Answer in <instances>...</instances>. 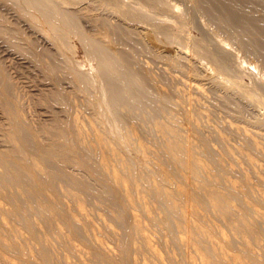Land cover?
I'll return each mask as SVG.
<instances>
[{"label":"bare ground","instance_id":"obj_1","mask_svg":"<svg viewBox=\"0 0 264 264\" xmlns=\"http://www.w3.org/2000/svg\"><path fill=\"white\" fill-rule=\"evenodd\" d=\"M7 1L10 3L11 0ZM20 1L26 4V6L23 7V13L27 12L30 8L32 10L35 9L36 13L38 11L39 15L37 13V17H40V20L46 24L47 31H49L54 43H57L59 48H64L62 50L67 48V52L68 50L71 51V42L69 43L68 41L71 37L69 36L74 35L75 37L76 35L84 44L85 50L87 49L89 52V58L91 57L96 60V69L93 67V69H95V74L90 76L86 74V72H82L80 68H78L72 61H68L62 65L61 63H63V61L60 63V59L56 53L55 54L57 57L53 58L52 62L46 63L43 57L44 52L42 53L39 51L40 49H37L35 45L36 43L34 44L32 42L33 44H31L29 42L30 45L28 44L31 51L29 54L32 53V56L35 58L34 61H37L39 63L38 65H41L46 73H48L46 76H54L56 70L59 67H62L63 69L61 70L66 71V75L74 83L75 86H73L76 87L78 93L82 95H88L83 96H85L86 101H88V104H90V109L92 108L93 112L92 115L87 119V123L85 122L86 124L83 123L85 120H80V117H82L81 115L79 117L76 114L70 113L71 115H69V117L65 120L56 118L54 119L55 122L52 126H41L42 130L40 132L38 130L35 131L36 129L34 130L31 122L28 121L29 118H26V112L23 110L24 107H22L21 102L17 98L18 95L15 91L16 88L14 89L13 86L17 80L14 81V84L12 83L8 75L10 71L7 73L3 63L1 62L2 59L0 58V105L3 108V114L5 113L7 116L6 122L8 121V125L6 124L5 126L6 130H3L5 132L0 130L3 132V134L0 135L5 137L7 140L6 141L3 138L6 144H4L3 139V142H0V264H90L91 260L95 261V264H264V189L257 187L260 184L259 182L264 184V165L262 164L263 162L260 163L256 157L253 156L257 152L254 154L252 153V155L250 150L248 152L243 150V148L241 149V147L231 149L232 147H229L227 144L224 145L223 141L226 143L225 136L220 134L222 141L220 139L219 140L221 143H223V147H225L223 152L220 151L217 153L215 150L216 148L212 147L214 145L211 146L208 137H206V135H201L202 133H198V126L201 124L198 125L196 123L197 121H193V123L191 120L193 129L191 128L190 132L193 130L194 134L190 135L187 133L188 131L184 128V126H182L183 124L181 125L178 123V119L175 116H172L171 119H165L167 114L164 116L165 120L159 119L153 121L155 126H152L157 128V132H159L157 137L160 136L156 142L154 141L155 139H152L153 142L156 143L154 144L152 142L154 145H156L155 148H151V145L148 146V144L142 140L144 139V136H142L143 138H140V134L137 132L138 128L135 125L127 128V130V125L125 126L124 124L126 119H130V112L127 113L129 110L135 106H147L150 104L153 105V96L154 98L157 97L158 99L162 100L165 106L172 102V98H170L172 96H169L170 94L168 91H165L167 88L164 90L156 85L158 82H156V78L154 76L156 72H151L148 68V64L147 66L139 64L138 68L135 69L134 65L138 62L137 61L135 63V59L137 60V58H135L137 54V47L139 48L137 45L140 44H137L138 42L136 43V40H138L139 37L142 38L144 33H141L142 30L138 31V29H134L135 25L132 27L131 24H129L131 21L129 22L126 20V18H130L131 20L144 18L150 21V26L152 27L153 25L154 31L165 30V22L168 21L162 19V22L159 20L160 18L158 19L156 16L157 14L155 15L154 12H145V6L141 7V5L139 6L137 4H132V0L131 4H124L128 3L124 2V0V3L121 0H109L113 6L112 7L110 5L113 8L112 10L110 7L112 12L114 11L113 14L117 13L116 16L118 15L119 18L123 19V21L120 23H114L110 21L107 18L108 16H104L105 14L103 15V13L96 12L98 11L96 8V11H93L94 7H96V5L94 6L96 1L94 4L92 2L94 0H87V4L85 2L86 5L82 7H79L81 0H19V2ZM100 1L103 0H99V2ZM109 1L107 2L108 4L110 3ZM147 1L151 2L152 5L154 4L156 7L162 9H164L163 7L168 6L172 11L173 9L176 10L175 7H178L169 2L172 0H168V2L167 0ZM190 1L194 4V7L198 9V12L201 10L202 15L203 13L207 15L208 20H210L209 25L210 22H214L216 24L215 26L213 25L216 27V32L215 28H213V31L217 33V35L220 36V33L224 32H227L226 35H233L234 38L238 40L239 46L246 53H250L252 56L259 59L258 61L264 65V0ZM62 3L66 5L68 4L69 7L71 5L73 8L61 6ZM103 4L104 2H102V5ZM105 4L103 7L108 9L109 6L107 5L106 7ZM19 5L20 4L18 3V6ZM102 5H100V7ZM25 7H28V9ZM169 8L167 9L166 7L165 9L170 11ZM178 10L180 9L178 8ZM103 11H105V9ZM84 15L92 18V20L99 27L103 28L102 31H100L101 29L96 26L99 29L98 32H102L101 34L92 33L93 31L91 32L92 34H88L85 32L86 30H83L84 27L82 28L79 20L80 17H83ZM182 16L183 15H179V19H182ZM144 19H142V21ZM32 21H34V18ZM170 23L171 22H168V24ZM168 24L166 25L167 28H169ZM139 25L143 24L139 23ZM180 25L183 26L182 24ZM204 25L205 24L202 26ZM205 27H207V25H205ZM42 31L40 30V32ZM165 31H167V29ZM213 31L212 34L214 33ZM16 32L14 33L12 31L11 34L8 32L7 33L10 35L9 37L14 38L16 37V34H19ZM168 32H165L164 34L169 35ZM173 36L175 37V35ZM229 37L232 38V36H228V38ZM155 38H157V36ZM163 38L165 40L166 37ZM169 38H171V36L168 37V39ZM192 38L194 40L196 37L194 36L191 37V39ZM197 38L198 39H195L192 42L194 45H191L192 47L194 46L192 49L194 50L195 48V51L198 52L196 55L200 54V56L202 55L203 58L206 57L205 59L209 58L208 62H210V60L214 61V64L218 69H216L212 62V66L214 67V70H216L215 72H223L221 76L225 74L227 75L226 72L227 69H229L227 68V63L232 61L229 56L232 48L227 47L230 49L229 51L226 49V47H224L222 48L223 52H217L218 50L214 51L213 47L211 48L213 50L209 49L210 47H207L206 43L209 44L210 41H203L200 40L201 38ZM158 39L152 40L158 41ZM204 40H206V38ZM16 41L17 40L15 38V42ZM28 41H30V39ZM222 41L223 38L219 40V43L221 44L220 46H226V44H224ZM230 41H227L226 43ZM134 42L137 45L134 44ZM143 42H145V40ZM238 42L236 44H238ZM156 44L157 42L155 45ZM167 45H169V43ZM183 45L185 44L183 43ZM142 46L140 49H142ZM180 46L177 47L181 48ZM216 46L218 45L216 44ZM72 47L74 48V45ZM145 47L147 48V46ZM46 48L49 47L47 46ZM56 50L58 51V49ZM144 50L142 51L147 52L149 49H146L145 51ZM64 52H66V50ZM184 52L171 54L168 50H163L162 52H157L156 54L157 57L166 59L170 68L171 66L176 67L177 70H179V68L180 70L184 68L183 71L186 69V73L188 70H190V72L195 71L197 68L193 67L194 65L196 66L194 61L195 58L193 59L189 58V56H185L183 54ZM50 56H52V54ZM191 57H193V55ZM34 58L31 59L33 60ZM72 58L74 60V57ZM91 58L90 61H93ZM197 58L198 56L196 57V60ZM236 62H231L229 66L233 65L236 67V65H234ZM186 67L189 69L187 70ZM241 67L243 68V66ZM198 70L200 69L198 68ZM238 70H240V67ZM13 72L14 71H12L11 74H13ZM192 72L190 76H192ZM197 72L199 74V71ZM197 72L195 71L193 73L197 74ZM215 72H213L211 75L207 73L205 76H207L209 80L214 81L211 82L212 85L213 83H216L215 85L218 87V85H222L221 81L226 82V80H224V76L223 80H221L222 77L218 79L220 74L215 75V77L212 76ZM238 72H241V70L237 71L236 75H240ZM248 72H251V70ZM202 73H205V71ZM162 74H164L163 71ZM194 74L193 76H195ZM200 76L202 75L199 74L198 77ZM230 77L234 78H231L232 85L230 83L229 84L233 88H238L240 91V89L243 87L241 85V81L235 76ZM225 78L229 79V76H225ZM193 79L190 81L185 80L186 85L190 88V91L193 90L202 93L204 89L207 90V88H205V84H201V82L197 81L199 79ZM202 79H204V77ZM52 82L53 81L50 83ZM256 82L258 83H255L256 86L264 88V77H261L260 79L258 78V81ZM169 83L170 81L168 84ZM161 86H163L162 83ZM213 87L214 86H212V89H214ZM260 87H258V91ZM255 88L257 90V87ZM182 90L183 88L181 91ZM217 90L220 91L218 88ZM176 91L179 93L180 89L177 88ZM244 91H246L244 94H247L248 97L253 93L251 90L244 89ZM228 92H230V89ZM234 92L233 94L235 95ZM73 93H75V91ZM254 93L256 92L254 91ZM257 94L259 93L257 92ZM176 95L179 96V94ZM25 96L26 95H24V97ZM52 96L54 100L59 101L66 107H70L71 102L73 101H71L72 97L70 98L61 90H57ZM189 96L190 98L188 97V99H190V102H193L194 98L192 99L191 95ZM238 96L240 95L238 94L237 97ZM43 97L47 96L43 95ZM229 97L232 98L233 96L230 95ZM238 99L239 98L236 99V102L240 100ZM261 99V101L264 102V97H261ZM258 100L260 99L258 98ZM43 101L44 99L42 102ZM233 101L232 102L235 103V100ZM53 103L55 104V102ZM177 104L180 103L177 102ZM201 104L200 106L203 105ZM231 104H229V107ZM221 105H223L222 101ZM241 105H243L242 102L239 103V106ZM239 106L238 111L243 115L242 111L246 109L244 108L242 111H240ZM28 109L31 108L29 107ZM145 109L146 107L144 110ZM160 109L163 108L161 107ZM180 109L184 110L183 108ZM194 109L196 110V108ZM197 110L200 111V109ZM158 111V113H160L159 109ZM170 113L172 114V112ZM185 113L186 114L184 115L186 116L187 113L190 112L185 111ZM199 113H201V111ZM152 114L151 116L150 114L148 115L150 117L155 116ZM182 115L178 117L179 121ZM139 117L137 118L135 115V118L139 119ZM239 117L242 116L239 115ZM252 118L255 119L254 116ZM187 119L185 121H187ZM130 120L128 121L130 122ZM31 121L33 123V119ZM199 121L200 120H198V122ZM225 121L228 123L227 120ZM148 122L150 124L152 123L149 120ZM236 122L237 121H235V123ZM150 124L147 125L150 126ZM220 125L219 128L221 127ZM257 127L258 126L253 128L255 129ZM213 128L217 129L218 127ZM232 128L233 130L235 129L239 133L241 132L243 134L242 136L244 137V140H246V144L250 148L254 149L253 151L256 150L258 152H264V147L262 144H260L261 141L255 137L257 135L250 133L244 126L232 125ZM255 130L254 132H257ZM183 131L187 134H185ZM219 133L220 132H218V134ZM141 135H144L143 132ZM260 135L264 138V133ZM145 136L147 137L148 135ZM147 138L150 137L148 136ZM210 138L212 137L210 136ZM221 143L218 144L220 145ZM246 144L243 146H247ZM219 145L217 146L219 147ZM245 149L247 150V148ZM235 152L239 154L243 160H246V164L250 166V170H253V175H251L249 168H243L245 163H241L242 166H240L241 164L239 163L237 166L232 162L235 161ZM262 155L264 154H261V157ZM229 157H232L234 160L231 161ZM237 157L238 156L235 157L237 159L236 161L240 162V159ZM227 158H229L230 162L226 161ZM262 158H260L261 161ZM247 169L250 173L246 171ZM231 172H235V177L236 172L240 173V179L230 176L231 174L229 175V173ZM256 181H259L258 185H255ZM67 197L69 200H66L68 199ZM95 197H98L102 202H104L103 200H107L108 205L106 204L107 202H104L103 204H106V206L110 207L109 213L111 214V219L113 218L112 220H114L110 221L115 222V224L117 223L120 226L118 227L123 232L121 231V233H119L117 227V230L111 227L109 223L110 221L106 223L108 219L106 220L105 218V222L104 218H102L103 215L102 217L98 216L100 218L98 220H102L100 222L101 224H98V221L96 222L95 218H97V214L94 215V212L91 211V213L88 210L90 208L86 207V204H88L89 201ZM1 199L8 203V206H6L5 202H2ZM69 201L72 202L70 203ZM99 210L102 211V208ZM106 217L108 218V216ZM151 224L157 226V228H155L157 229V234L155 233L157 236H155L154 232L152 233V229L149 230L150 232L148 231V227H150L149 225ZM153 227L154 226H152V228ZM21 228H24L28 232V235L25 236L24 233H22ZM105 233L111 234L110 237L113 236V238L116 239L114 240L117 243V247L115 245L114 246L117 248V250L113 249L114 247L108 244L106 241L108 239L105 240V238L108 237H104ZM150 233L154 234V236H152ZM75 239L78 240L76 242H81V244L85 247L77 244L74 241ZM54 240L57 243L59 242L63 244V250L64 247L67 249L64 250V252L66 251L68 254L72 253L71 255H74V260L70 259L68 254H61L62 248L60 249L59 246L58 248L60 251L58 253L56 250L57 247H55L58 244H54ZM143 253H149L150 256H145ZM140 254H143L144 256H140Z\"/></svg>","mask_w":264,"mask_h":264},{"label":"rangeland","instance_id":"obj_2","mask_svg":"<svg viewBox=\"0 0 264 264\" xmlns=\"http://www.w3.org/2000/svg\"><path fill=\"white\" fill-rule=\"evenodd\" d=\"M12 1V0H11ZM11 1H10V3H9V1H7V0H0V16L2 17H0V58L2 59H0L1 60V62L3 63V65H4V67H5V69H6V71H7V73H9V71H10V73L8 74L9 75V77H10V79H11V81H12V83L14 84L15 82L17 83H15L13 86H14V89H15V91H16V93H17V98L19 99V101L21 102V104H22V107H24L23 108V110L26 112L25 113V116H26V118L28 119L29 118V122H31V124H32V127L34 128V130L35 131H41L42 130V127H44L45 125L46 126H52L53 125V123L55 122V120L54 119H56V118H60V119H63V120H65L66 118H68L69 117V115H71V114H76V115H78L79 117H80V115L82 116V117H80V120L81 121H84L83 123H87V119L92 115V108L90 109V104H88V101H86V98H85V96H88V95H85V94H83V95H85V96H83L82 94H80V93H78V91H77V89H76V87H74L75 85H74V83L71 81V79L66 75V71L65 70H61V69H63L62 67H59L57 70H56V75L54 74V76H46L48 73H46V71L43 69V67L41 66V65H38L39 63L37 62V61H34L35 60V58L32 56V53L31 54H29V52H31L30 51V46H28V44L30 45V43L31 44H35L36 45V47H37V49H40L39 51H41L42 53H43V57H44V61L46 62V63H50V62H52L53 61V58H55V57H57L56 56V54L58 55V58L60 59V63L63 61V63H61L62 65L63 64H65L66 62H70V61H72L78 68H80V70L82 71V72H86V74H88V75H94L95 74V69H96V63H95V59L94 58H91V60H93V61H90V58H89V52L87 51V49L85 50V46H84V44L82 43V41L80 40V38L79 37H77L76 35H75V37H74V35H71V36H69V37H71V38H69V43L71 44L70 45V47L73 49H71V51L70 50H68V52H67V48L65 49L66 50V52H64L65 50H62V49H64V48H59L58 46H57V43H54V40H53V38L51 37V35L49 34V31H47V26H46V24L43 22V21H41L40 20V17H37L38 15H39V13H38V11H37V13H38V15H37V13H36V10L34 9V10H32L31 8L30 9H28V7H25L26 9H28V11L27 12H25V13H23V11L22 10H24V6H26V4L24 3H22V1H20L19 2V0L17 1V0H15V1H12V3H11ZM17 1V2H16ZM90 1V0H89ZM88 1V2H89ZM96 1V2H95ZM107 0H103V1H100L99 2V0H94V1H92L93 2V4H94V2H95V4H94V6L96 5V7H94V9H93V11L95 10L96 11V9L98 10V11H96V12H99V13H103V15L104 16H108L107 18L110 20V21H112V22H114V23H120V22H122L123 21V19L122 18H119V16L117 15L116 16V14L117 13H114L113 14V12H112V10H113V6L111 5V2L108 4L107 2H106ZM122 2H123V0H121ZM133 1V3L131 2V0H124V2H128V3H124V4H137V5H141V7H144V11L145 12H148V13H151V12H154L155 13V15L158 17V19L159 20H161L162 21V19H165L166 21H168V22H171L170 24H168V22H165V20H164V22L166 23V25L168 24L169 25V28H167L166 27V25H165V28L167 29V31H165V30H163V31H158V30H155L154 31V27H153V25H152V27L150 26L151 25V23H150V21H148V20H146V19H144V18H139V19H127L126 18V20H128L130 23L129 24H131V26L133 27L134 25V29H138V31H140V30H142L141 31V33L143 32L144 34H143V36H142V38H138V40H136V43L137 44H139V45H137L135 42H134V44H136L137 46H139V48L137 47V54H136V57L135 58H137V60L135 59V65H134V67H135V69L136 68H138V65L139 64H143V65H146L147 66V64H148V68L150 69V71L151 72H153V73H155L154 74V76H155V78H156V85H158V87H160V88H162V89H164L165 90V88H167V90H165V91H168V93L170 94L169 96H172V97H170V98H172L171 99V101L172 102H170V104H168V105H166L165 106V104L163 103V101L162 100H160V99H158L156 96V98H154V96H153V102H154V104L153 105H147V106H135V107H133L131 110H129L127 113H129L130 115H129V118L132 120V122H131V120L130 119H126L125 120V122H124V124H125V126H126V129L127 128H130L131 126H133V125H135L137 128H138V130H137V132H138V134H140L139 136H140V138H143L142 136H144V139H148L147 140V142H146V140H144V139H142L146 144H148V146H150L151 148H155L156 147V145H154V144H156L155 142L158 140V138L160 137H157L158 135H159V132H157L158 130H157V128H154L153 126H155L154 125V123H153V121H156V120H163L165 117V119H167V118H169V119H171L172 118V116H175L177 119H178V123L179 124H183L182 126H184V128L188 131H186L188 134H190V135H193L194 134V131L192 130V132H190V130H191V128L193 129V124H192V122L194 121V122H196L198 125H200V126H198L199 127V134L200 133H202L201 135H206V137H208V139H209V142H210V144H211V146L212 145H214V146H212L213 148H216L215 150L217 151V153H219L220 151L221 152H223V150H224V147H223V143H224V145L225 144H227L229 147H232L231 149H236L237 147H241V149L243 148V150H245V151H248L249 152V150H250V153L252 154H254L255 152H257V153H255L253 156L254 157H256V159L260 162V163H262L263 165H264V158H262V157H264V155H262V157H261V154H264V152L262 153V152H258V151H253L254 149H252V148H250L247 144H246V140H244V137L242 136L243 134L240 132H238V131H236L235 129L233 130V128H232V125H237V126H244V127H246V129L250 132V133H254V135H257V136H255L257 139H259L260 141H261V143L260 144H262V146L264 147V138L260 135V134H262V133H264L263 131H264V127H263V124H264V102H262L261 100V97H264V88H262V87H260V86H256V84H258L256 81H258V78L260 79L261 77H264V67H262V66H264L261 62H259L258 60L259 59H257L256 57H254V56H252L250 53H246L240 46H239V42H238V40L237 39H235L234 38V36L233 35H230V34H227L228 36H232V38H230V40H232V41H230L229 40V38H228V36L226 35V33L227 32H224V33H220V36L219 35H217V33H215L216 32V27H214L216 24L214 23V22H210V25H209V21L210 20H208V17H207V15L206 14H204L203 13V15H202V12H201V10H199L200 12H198V9L196 8V7H194V4L190 1V0H172V1H169L171 4H173V5H175V6H178V7H175V9L176 10H174L173 9V11L168 7V6H166L167 7V9L169 8L170 9V11H168L167 9H165L166 7H163L164 9H162V8H158V7H156L154 4L152 5V3L151 2H149V1H147V0H132ZM141 1H142V3H141ZM147 2V4H146V2ZM189 1V2H188ZM8 2V3H7ZM13 2H15V3H13ZM82 2V3H81ZM81 4L79 3V7H82V6H84V5H86L87 4V0L85 1V0H81ZM84 2V3H83ZM85 2H86V4H85ZM102 2H104V4H105V2H106V7H107V5L109 6L108 7V9L107 8H105V7H103L104 6V4L102 5ZM130 2V3H129ZM143 2H144V4H143ZM167 2H168V0H167ZM18 3L20 4L19 6H18ZM22 3V4H21ZM12 4V5H11ZM188 4V5H187ZM16 5V6H15ZM66 4H64V3H62V5L61 6H64V7H69V5L67 4L66 6H65ZM98 5V6H97ZM100 5H102L101 7H100ZM112 7H111V6ZM146 6H147V8H146ZM150 6H151V11H150ZM155 6V7H154ZM78 7V6H77ZM98 7V8H97ZM103 7V8H102ZM110 7H111V9H110ZM21 10H20V9ZM69 8H73L71 5H70V7ZM96 8V9H95ZM178 8L180 9V10H178ZM196 8V9H195ZM102 9V10H101ZM105 9V11H103ZM149 9V10H148ZM161 9V10H160ZM100 10V11H99ZM111 10V11H110ZM158 10H159V13H158ZM197 10V11H196ZM185 11V12H184ZM34 12V13H33ZM168 12V13H167ZM195 12H196V14H195ZM27 13H31V14H27ZM177 13V14H176ZM28 15V16H26V15ZM36 14V15H35ZM183 15L182 17L184 18V16H185V18H184V20H183V18L182 19H179V15ZM31 15V16H30ZM33 15H35V16H33ZM29 16H30V18H29ZM86 15H84L83 17L81 16L80 17V24H81V26H82V28H83V30L86 32V33H91L92 31V33H97V34H101L102 32H98L99 31V29L98 28H100L101 30L100 31H102V27H99L93 20H92V18H90V17H88V16H86ZM190 16V17H189ZM196 16V17H195ZM203 16V17H202ZM206 16V17H205ZM27 17V18H26ZM176 17V18H175ZM33 18H34V21H32L33 20ZM114 18V19H113ZM175 18V19H174ZM117 19H119V20H117ZM142 19H144L143 21H142ZM168 19V20H167ZM180 21H179V20ZM197 19V20H196ZM204 19V20H203ZM207 22H206V21ZM133 21H134V24H133ZM82 22V23H81ZM94 22V23H93ZM149 22V23H148ZM163 22V21H162ZM174 22V23H173ZM138 23V24H137ZM139 23L140 24H143V25H139ZM148 23V24H147ZM173 23V24H172ZM178 23L179 25L180 24H182L183 26H179L178 24L176 25V24ZM186 23V24H185ZM45 24V25H44ZM203 24H205V25H207V27H205V25L204 26H202ZM174 25V26H173ZM214 25V26H213ZM98 28H97V27ZM170 26H171V28H170ZM177 26V27H176ZM185 26H187V27H185ZM141 29H140V28ZM192 27V28H191ZM93 28V29H92ZM144 28V29H143ZM151 30H150V29ZM177 28V29H176ZM180 30H179V29ZM182 28H184V29H182ZM201 28V29H200ZM208 28V29H207ZM212 28V29H211ZM213 28H215V32L213 31ZM18 29V30H17ZM96 29H98V30H96ZM169 29V30H168ZM170 29H172V30H170ZM173 29H174V31H173ZM13 31L14 33L16 32V33H19V34H16V37H14V38H12V37H9L10 35L8 34V33H10V31ZM21 30V31H20ZM40 30L42 31V30H44V31H42V32H40ZM144 30V31H143ZM182 30V31H181ZM207 30H209V31H207ZM214 32L213 34H212V31ZM12 31H11V33H12ZM19 31V32H18ZM47 31V32H46ZM153 31V32H152ZM169 31V32H168ZM174 33H172V32ZM8 32V33H7ZM45 34H44V33ZM165 32H168L169 33V35L168 34H164ZM173 34V35H175V37L171 34V33ZM182 32V33H181ZM185 32V33H184ZM187 32V33H186ZM210 32V33H209ZM10 33V34H11ZM91 33V34H92ZM162 33V34H161ZM202 33V34H201ZM7 34V35H6ZM48 34H49V36H48ZM181 36H180V35ZM185 34V35H184ZM17 35H20V36H17ZM159 35V36H158ZM199 35V36H198ZM200 35H202V36H200ZM210 35V36H209ZM215 35H216V37L218 38H216L215 37ZM226 35V36H225ZM45 36H46V38H45ZM148 36V37H147ZM157 36V38H155ZM171 36V38H169L168 39V37H170ZM174 38H173V37ZM196 37L195 39H198L197 37H199V38H201L200 40H203V41H210V43H211V46H210V43L209 44H207L206 43V45H207V47L209 48V49H211L212 47H213V49H214V51H217V52H223V49L222 48H224V47H226V49L227 50H229L230 51V49L229 48H232L231 49V51H230V53H229V56H230V58H231V60L232 61H230V58H229V61L230 62H228L227 63V65H228V67L227 68H229L230 70H232V71H230L229 69H227V75L225 74V75H222L221 76V74L223 73H221V72H218V73H216L215 71L216 70H214V67L212 66L213 64H214V61H212V60H210V62H208L209 60V58L208 59H205V58H203V56L201 57L200 56V54L199 55H196V54H198V52L197 51H195V48H194V50L192 49L193 47L191 46V45H194V44H192V42L195 40H193V38L191 39V37ZM8 37V38H7ZM17 37H18V39H17ZM163 38V37H166L165 38V40H164V38L163 39H161V38ZM178 37V38H177ZM185 39H184V38ZM189 37V38H188ZM203 37V38H202ZM219 37H220V39H219ZM227 37V38H226ZM12 38V39H11ZM15 38H16V42H15ZM44 38V39H43ZM48 38V39H47ZM50 38H52V39H50ZM159 38V39H158ZM206 38V40H204ZM210 38V39H209ZM216 38V39H215ZM223 38V41L222 42H224V44H226V46H220L221 44L219 43V40H221ZM227 39V41H230V42H228V43H226L227 41H226V39ZM11 39V40H10ZM30 39V41H28V40ZM157 40L158 39V41H153V40ZM171 39H174V40H171ZM209 39V40H208ZM212 39H214V40H212ZM236 41H235V40ZM13 40V41H12ZM52 40V41H51ZM145 40V42H143ZM147 40V41H146ZM172 42H171V41ZM186 40H187V42H186ZM191 40V41H190ZM225 40V41H224ZM12 41V42H11ZM28 41V42H27ZM35 41V42H34ZM149 41V42H148ZM185 44V45H183V43ZM190 41V42H189ZM216 41H217V43H216ZM30 42V43H29ZM33 42V43H32ZM39 42V43H38ZM152 42V43H151ZM157 42V44L155 45V43ZM233 42H235V43H233ZM238 42V44H236ZM24 43V44H23ZM53 43V44H52ZM142 43V44H141ZM166 43V44H165ZM169 43V45H167ZM219 43V44H218ZM22 44H23V46H22ZM50 44V45H49ZM82 44V45H81ZM144 44H146V45H144ZM152 44V45H151ZM158 44H160V45H158ZM216 44L218 45V46H216ZM229 44H230V46H229ZM234 44V45H233ZM26 45V46H25ZM56 45V46H55ZM74 45V48H75V50H74V48L72 47ZM76 45V46H75ZM143 45V46H142ZM154 45V46H153ZM181 45V46H180ZM183 45V46H182ZM14 46V47H13ZM16 46V47H15ZM49 47V48H46V47ZM84 48H83V47ZM141 46H142V49H140L141 48ZM145 46H147V48L145 47ZM151 46V47H150ZM166 46V47H165ZM177 46H180L181 48H178ZM234 46V47H233ZM25 47V48H24ZM42 47V48H41ZM56 47V48H55ZM145 47V48H144ZM150 47V48H149ZM165 49H164V48ZM185 47H187V48H185ZM227 47H229V48H227ZM28 48V49H27ZM160 48V49H159ZM184 48V49H183ZM20 51H19V50ZM51 49V50H50ZM56 49H58V51L56 50ZM140 49V50H139ZM147 49H149L147 52L145 51V50ZM187 49V50H186ZM213 49H211V50H213ZM240 49V50H239ZM22 50H24V51H22ZM142 50H144L145 52H143ZM163 50H168L169 51V53H171V54H178V53H182V52H184L183 54L185 55V56H189V58H195L194 59V61H195V64H196V66L194 65L193 67H197L196 68V72L197 71H199V74L200 75H202V76H200V77H198V72H197V74L195 73H193V72H195V71H191L192 72V76H190L191 75V72H190V70H188L189 68H187V70L189 71H187V73L185 72L186 71V69H185V71H183L184 70V68L183 69H181L180 70V68H179V70H177V68L176 67H172L171 66V68H170V66H169V63H168V61L166 60V59H164V58H159V57H157V52H162ZM183 50V51H182ZM192 50V51H191ZM49 51V52H48ZM57 51V52H56ZM174 51V52H173ZM195 51V52H194ZM22 52V53H21ZM62 52V53H61ZM76 54H75V53ZM178 52V53H177ZM189 52V53H188ZM232 52V53H231ZM237 52V53H236ZM25 53V54H24ZM56 53V54H55ZM62 55H61V54ZM64 53H66V54H64ZM73 53V54H72ZM139 53V54H138ZM188 53V54H187ZM195 53V54H194ZM244 53V54H243ZM20 54H21V56H20ZM52 54V56H50ZM87 54V55H86ZM152 54H154V55H152ZM235 54V55H234ZM32 57H31V56ZM47 55V56H46ZM55 55V56H54ZM66 55V56H65ZM69 55V56H68ZM70 55H71V57H70ZM72 55H74V56H72ZM138 55V56H137ZM193 55V57H191V56ZM234 55V56H233ZM54 56V57H53ZM140 56V57H139ZM154 56H156V57H154ZM198 56V58H197V60H196V57ZM243 56H245V57H243ZM72 57H74V60H73V58ZM87 57V58H86ZM139 57V58H138ZM234 57H235V59H234ZM237 57H238V59H237ZM26 58H28V59H26ZM31 58H34L33 60L31 59ZM48 58V59H47ZM51 58V59H50ZM70 58V59H69ZM141 58H142V60H141ZM200 58H202V59H200ZM30 59V60H29ZM46 59V60H45ZM62 59V60H61ZM80 61H79V60ZM139 59V60H138ZM247 59H249V60H247ZM6 60H9V61H6ZM12 62H11V61ZM21 60V61H20ZM25 60V61H24ZM66 60V61H65ZM82 60V61H81ZM147 60V61H146ZM204 60V61H203ZM206 60H207V62H206ZM27 61V62H26ZM29 61V62H28ZM30 61H32V62H34L35 64H36V66H35V64L34 63H32V62H30ZM199 63H198V62ZM237 61V62H236ZM241 61V62H240ZM37 62V63H36ZM140 62V63H139ZM205 62V63H204ZM212 62H213V64H212ZM231 62H236L234 65H236V67L235 66H229V64H231ZM150 63V64H149ZM165 63V64H164ZM168 63V64H167ZM10 64H12V65H10ZM32 64V65H31ZM95 64V65H94ZM200 64V65H199ZM202 64V65H201ZM205 64V65H204ZM245 64V65H244ZM246 64H248V65H246ZM261 64H262V66H261ZM200 67H199V66ZM238 65V66H237ZM243 66V68L241 67V66ZM259 65V66H258ZM7 66V67H6ZM12 66V67H11ZM150 66V67H149ZM168 66V67H167ZM208 66V67H207ZM213 68H212V67ZM214 66L216 67V65L214 64ZM39 67V68H38ZM93 67H95V69H93ZM234 67V68H233ZM240 67V70H241V72H238V73H240V75L239 74H237L236 75V73H237V71H240V70H238V68ZM260 67V68H259ZM14 68V69H13ZM198 68L200 69V70H198ZM204 68V69H203ZM257 68H258V70H257ZM261 68H262V70H261ZM8 69V70H7ZM41 69V70H40ZM43 69V70H42ZM83 69V70H82ZM152 69H153V71H152ZM163 69V70H162ZM169 69H172V70H169ZM211 69H213V70H211ZM216 69H217V67H216ZM235 69V70H234ZM237 69V70H236ZM243 69V70H242ZM249 69V70H248ZM93 70V71H92ZM168 70V71H167ZM202 70V71H201ZM218 70V69H217ZM251 70V72H248V71H250ZM12 71H14L13 72V74H11L12 73ZM65 71V72H64ZM92 71V72H91ZM162 71H163V73L164 74H162ZM175 71V72H174ZM180 71H181V73H180ZM201 71V72H200ZM205 71V73H202V72H204ZM226 71V70H225ZM224 71V72H225ZM230 71V72H229ZM236 71V72H235ZM260 71V72H259ZM262 71V72H261ZM88 72V73H87ZM90 72H91V74H90ZM170 72V73H169ZM213 72H215L214 73V75H212V76H214L215 77V75H219V77H218V79L219 78H221V80H223V76H224V80H226V82H225V85H224V82L223 81H221L222 83V85H218V87L215 85L216 83H213V85H212V83L211 82H214L213 80H209L208 78H207V76H205V75H207V73L209 74V75H211ZM230 73V75H229V73ZM233 72H235V73H233ZM245 72V73H244ZM15 73V74H14ZM44 73V74H43ZM58 73H60V74H58ZM65 75H64V74ZM152 73V74H153ZM167 73H169V74H167ZM176 73V74H175ZM182 73H184V74H182ZM242 73V74H241ZM261 75H260V74ZM62 74V75H61ZM182 74V75H181ZM193 74L195 75V76H193ZM233 74V75H232ZM11 75V76H10ZM13 75V76H12ZM170 75V76H169ZM239 75V76H238ZM260 75V76H259ZM14 76H15V78H14ZM45 76V77H44ZM67 76V77H66ZM225 76H229V79H227V78H225ZM230 76H235L236 78H237V76H238V78L237 79H239L240 81H241V85L243 86L241 89H240V91H239V89L238 88H233L231 85V81H232V79L234 78H232V77H230ZM256 78H255V77ZM58 77V78H57ZM158 77V78H157ZM167 77H168V80H167ZM171 77V78H170ZM179 77V78H178ZM185 77V78H184ZM194 79H193V78ZM204 77V79H202ZM241 77V78H240ZM14 80H13V79ZM21 81V83H20V81L18 80V79ZM50 78V79H49ZM57 80H56V79ZM63 78H64V80H63ZM161 78V79H160ZM177 80H176V79ZM199 79V80H197V79ZM206 78V79H205ZM216 78H217V76H216ZM232 78V79H231ZM61 81H60V80ZM165 79V80H164ZM184 79V80H183ZM197 80V81H199V82H201V84L203 83V84H205V88H207V90L206 89H204V91L201 93V92H196V91H193V90H191L190 91V88L186 85V81H190V80ZM15 80H17V81H15ZM53 81L52 83H50L51 81ZM161 80V81H160ZM175 80H176V82H175ZM186 80V81H185ZM201 80V81H200ZM230 80V81H229ZM15 81V82H14ZM49 81V82H48ZM58 81V82H57ZM170 81V83L168 84V82ZM178 81V82H177ZM181 81V82H180ZM205 81V82H204ZM60 82V83H59ZM68 82V83H67ZM167 84H166V83ZM176 83V84H174V83ZM209 84H208V83ZM62 83V84H61ZM160 83V84H159ZM161 83L163 84V86H161ZM172 83V84H171ZM231 85H230V84ZM256 83V84H255ZM19 84V85H18ZM21 84V85H20ZM51 84V85H50ZM59 84V85H58ZM67 84H68V86H67ZM166 84V85H165ZM252 84V85H251ZM61 85V86H60ZM64 85V86H63ZM74 85V86H73ZM174 85H176V86H174ZM186 85V86H185ZM254 85V86H253ZM17 86H18V88H17ZM20 86V87H19ZM22 86V87H21ZM50 86V87H49ZM54 86V87H53ZM70 86V87H69ZM169 86V87H168ZM182 87L183 88V90L181 91V89L182 88H180V87ZM204 86V85H203ZM207 86V87H206ZM210 86V87H209ZM212 86H214L213 88L214 89H212ZM215 86H216V88H215ZM230 86V87H229ZM248 86V87H247ZM251 86V87H250ZM245 87V88H244ZM250 87V88H249ZM255 87H257V90H256V88ZM258 87H260L259 88V91H258ZM19 88H20V90H19ZM52 89V91H51V89ZM73 88V89H72ZM175 88V89H174ZM177 88L178 89H180V92L178 93V91H176L177 90ZM217 88L218 89H220V91L219 90H217ZM224 88V89H223ZM234 90H233V89ZM174 89V90H173ZM185 89V90H184ZM216 89V90H215ZM230 89V92H228V90ZM244 89L245 90H251L252 92V95L250 94V96L252 97H248V95L247 94H244L246 91H244ZM260 89H262V90H260ZM47 90V91H46ZM57 90H61V91H63L64 93H66V95H68L70 98H71V106L70 107H66L65 105H63L62 103H60L59 101H56V100H54V98H53V94L57 91ZM212 90H214V91H212ZM235 93V95L233 94V92ZM23 91V92H22ZM75 91V93H73ZM77 91V92H76ZM175 91V92H174ZM193 91V92H192ZM219 91V92H218ZM254 91L256 92V93H254ZM262 91V92H261ZM50 92V93H49ZM206 92V93H205ZM207 92H209V93H207ZM224 92V93H223ZM226 92H228V93H230V94H228V93H226ZM240 95V96H242V97H240V96H238L237 97V93ZM257 92L260 94H257ZM25 93V94H24ZM41 93V94H40ZM45 93V94H44ZM49 93V94H48ZM53 93V94H52ZM182 93V94H181ZM191 93V94H190ZM241 93V94H240ZM243 93V94H242ZM21 94V95H20ZM39 94V95H38ZM47 94V95H46ZM76 94V95H75ZM176 94H179V96L178 95H176ZM186 94V95H185ZM202 94H204V95H202ZM218 94V95H217ZM228 94V95H227ZM254 94V95H253ZM256 94V95H255ZM24 95H26L27 96V98H26V96L24 97ZM43 95L44 96H47V97H43ZM189 95H191V97H192V99L194 98V101L193 102H190V99H188V97L190 98V96ZM217 95V96H216ZM224 95H225V98H224ZM230 95H232L233 97L232 98H230L229 96ZM259 95V96H258ZM262 95V96H261ZM23 96V97H22ZM49 96V97H48ZM184 96V97H183ZM220 96H221V98H220ZM228 96V97H227ZM235 96V97H234ZM254 96V97H253ZM21 97V98H20ZM76 97V98H75ZM82 97V98H81ZM239 98L237 101L239 102V103H243V105H241V106H239V103L238 102H236V99L237 98ZM245 97V98H244ZM255 97H256V99H255ZM45 98H48V99H45ZM50 98V99H49ZM88 98V97H87ZM220 98V99H219ZM235 98V99H234ZM248 98V99H247ZM258 98L260 99V100H258ZM44 99V101L42 102V100ZM80 99V100H79ZM82 99V100H81ZM155 99V100H154ZM180 99V100H179ZM202 99V100H201ZM223 99H227V100H223ZM235 100V103H233L234 101L233 100ZM245 101H244V100ZM27 100V101H26ZM29 100V101H28ZM80 102H79V101ZM179 100V101H178ZM182 100V101H181ZM246 100H247V102H246ZM252 100V101H251ZM23 101V102H22ZM159 101V102H158ZM201 101V102H200ZM219 101H220V103H219ZM221 101H222V104L223 105H221ZM226 101V102H225ZM230 103H229V102ZM233 101V102H232ZM255 101V102H254ZM257 101V102H256ZM259 101H261V102H259ZM48 102V103H47ZM53 102H55V104L53 103ZM57 102V103H56ZM156 102V103H155ZM162 102V103H161ZM177 102L178 103H180V104H177ZM204 102V103H203ZM224 102V103H223ZM231 104L230 105V107H229V104ZM45 103H47V104H45ZM73 103V104H72ZM159 103V104H158ZM176 103V104H175ZM202 105V106H200V104ZM225 103H227V104H225ZM237 103H238V106H239V110L240 111H242L244 108L246 109V110H243L242 111V113H243V115L242 114H240L241 112H239L238 111V106H237ZM246 103H248V104H246ZM250 103V104H249ZM256 103V104H255ZM263 103V104H262ZM0 104H1V102H0ZM27 106H26V105ZM28 104H29V106H28ZM31 104V105H30ZM61 104V105H60ZM78 104V105H77ZM156 104V105H155ZM157 104H158V107H157ZM175 105V106H173V105ZM234 104H235V106H234ZM24 105V106H23ZM87 105V106H86ZM88 105H89V107H88ZM155 105V106H154ZM178 105V106H177ZM185 105V106H184ZM226 105V106H225ZM228 105V106H227ZM259 105V106H258ZM52 106V107H51ZM61 106V107H60ZM76 106V107H75ZM84 106V107H83ZM171 106V107H170ZM198 106V107H197ZM233 106V107H232ZM236 106H237V108H236ZM31 108V109H28V108ZM54 107V108H53ZM142 107V108H141ZM146 107V109L144 110V108ZM151 107V108H150ZM163 108V109H160V108ZM170 107V108H169ZM193 109H192V108ZM52 108V109H51ZM71 108V109H70ZM149 108V109H148ZM172 108H173V110H172ZM180 108H183L184 110H181ZM194 108H196V110L197 109H200V111H201V113H199L200 111H196ZM232 108H233V110H232ZM235 108V109H234ZM3 108L1 107V105H0V126H1V128H0V130H6V128H5V126H6V124L8 125V121L6 122V120H7V116L5 115V113L3 114V110H2ZM55 109V110H54ZM63 109V110H62ZM134 109V110H133ZM136 109V110H135ZM148 109V110H147ZM158 109L160 110V113H158L159 111H158ZM171 109V110H170ZM176 109V110H175ZM191 109V110H190ZM229 109H231V110H229ZM27 110V111H26ZM31 110V111H30ZM33 110V111H32ZM58 110V111H57ZM61 110V111H60ZM78 110H80V111H78ZM138 110V111H137ZM139 110H140V112H139ZM150 110H152V111H150ZM157 110V111H156ZM167 110H169L170 112H172V114L169 112V111H167ZM179 110H181V111H179ZM188 110V111H187ZM195 110V111H194ZM202 110H204V111H202ZM235 110V111H234ZM248 110V111H247ZM30 111V112H29ZM51 111V112H50ZM82 111V112H81ZM131 111H133V112H131ZM164 111V112H163ZM175 111V112H174ZM176 111H177V113H176ZM185 111L186 112H190V113H187V115L185 116L184 114H186L185 113ZM191 111H194V112H191ZM237 111H238V114H237ZM33 112V113H32ZM54 114H53V113ZM55 112H57V113H55ZM62 112V113H61ZM73 112V113H72ZM75 112V113H74ZM80 112V113H79ZM85 112V113H84ZM138 112V113H137ZM146 114H144V113ZM147 112V113H146ZM151 112V113H150ZM170 113V114H168V113ZM179 112H180V115H182L181 117H180V121H179ZM184 112V113H183ZM234 112H236V113H234ZM30 113H31V115H30ZM67 113V114H66ZM69 113V114H68ZM71 113V114H70ZM136 113V114H135ZM153 113V114H152ZM163 113V114H162ZM175 113V114H174ZM182 113V114H181ZM245 113V114H244ZM250 113V114H249ZM29 114V115H28ZM58 115L57 117H55L56 115ZM65 114V115H64ZM84 114V115H83ZM138 114H139V116H138ZM143 114V115H142ZM148 114H150V116H151V114L152 115H155V116H152V117H150ZM167 114V116H165ZM201 114V115H200ZM208 114V115H207ZM249 114V115H248ZM257 114H259V115H257ZM45 115V116H44ZM47 115V116H46ZM49 115V116H48ZM51 115H53V116H51ZM135 115L137 116V118L139 117V119H137V118H135ZM163 115V116H162ZM171 115V116H170ZM235 115V116H234ZM239 115L240 116H242V117H239ZM246 115V116H245ZM256 115V116H255ZM262 115V116H261ZM32 116V117H31ZM51 116V117H50ZM62 116V117H61ZM165 116V117H164ZM187 116H189V117H187ZM190 116H192V117H190ZM254 116V118L256 119H253L252 117ZM257 116H259V117H257ZM4 117V118H3ZM84 117V118H83ZM87 117V118H86ZM135 118V119H133V118ZM145 117V118H144ZM158 117H161V118H158ZM199 117V118H198ZM260 117H263V118H260ZM37 118V119H36ZM145 120H144V119ZM150 118H152V119H150ZM154 118H156V119H154ZM182 118V119H181ZM188 118V119H187ZM263 119V120H260V119ZM33 119V123H32V120ZM164 119V120H165ZM183 119H184V122H183ZM187 119V121H185ZM231 119V120H230ZM250 119V120H249ZM3 120V121H2ZM128 120H130V122L128 121ZM148 120L150 121V122H152L151 124L148 122ZM191 120H192V122H191ZM198 120H200L199 122H198ZM225 120H227L228 121V123L225 121ZM242 120V121H241ZM247 120H248V123H247ZM253 120V121H252ZM260 120V121H259ZM49 121H50V123H49ZM142 123H141V122ZM235 121H237L236 123H235ZM2 122H5V123H2ZM43 123V124H40V123ZM129 122V123H128ZM137 122V123H136ZM145 124H144V123ZM186 122H188V123H186ZM193 122V123H194ZM246 122V123H245ZM250 122V123H249ZM85 123V124H86ZM133 123H136V124H133ZM185 123V124H184ZM231 125H230V124ZM244 123V124H243ZM252 123V124H251ZM254 123V124H253ZM258 123V124H257ZM263 123V124H262ZM142 124H144V125H142ZM150 124V126H148V125ZM188 124V125H187ZM206 124V125H205ZM208 124V125H207ZM211 124V125H210ZM221 124V125H220ZM257 124V125H256ZM260 124V125H259ZM38 125V126H37ZM137 125H139V126H137ZM148 126V128H147V126ZM153 125V126H152ZM215 125V126H214ZM219 125L221 126L220 128H219ZM224 125V126H223ZM228 125V126H227ZM229 125H230V127H229ZM37 126V127H36ZM42 126V127H41ZM144 128H143V127ZM206 128H205V127ZM209 126V127H208ZM227 126V127H226ZM251 126H253V127H256V126H258V127H260V126H262V127H260V128H255V129H257V130H255L253 127H251ZM4 127V128H3ZM140 127V128H139ZM213 127H215V128H217V129H214ZM226 127V128H225ZM251 127V128H250ZM39 128V129H38ZM153 129V130H151V129ZM189 130H188V129ZM252 128H253V130H252ZM185 129H184V131H185ZM201 129V130H200ZM204 129V130H203ZM213 129V130H212ZM224 129V130H223ZM227 129H229V130H227ZM232 129V130H231ZM250 129V130H249ZM258 129H259V131H258ZM128 130V129H127ZM142 130V131H141ZM156 130V131H155ZM212 130V131H211ZM216 130V131H215ZM252 130V131H251ZM254 130L255 131H257V132H254ZM263 130V131H262ZM0 131V134L2 135L3 134V132H5V131ZM150 131H152V132H150ZM183 131V132H184ZM215 131V132H214ZM224 131V132H223ZM232 131V132H231ZM142 132H143V134L144 135H141L142 134ZM153 132H154V134L156 135H154L153 134ZM218 132H220L219 134H218ZM232 134H231V133ZM236 134H235V133ZM262 132V133H261ZM148 133V134H147ZM152 133V134H151ZM185 133V132H184ZM187 133H185V134H187ZM203 133H205V134H203ZM213 133H216V134H213ZM240 135H238V134ZM256 133V134H255ZM261 136H259L258 134ZM151 134V135H150ZM220 134L222 135L223 134V136H225V141H226V143L223 141V143H221V141H222V139L220 138ZM0 135V142L2 143L3 142V140L5 139V137H3V136H1ZM145 135H148L150 138H147ZM219 135V136H218ZM210 136L212 137V138H210ZM239 136V137H238ZM146 137V138H145ZM4 138V139H3ZM227 138V139H226ZM3 139V140H2ZM155 141V142H153V140ZM221 141H220V140ZM230 139V140H229ZM263 139V140H262ZM6 140V139H5ZM5 140H4V144H6V142H5ZM229 140V141H228ZM7 141V140H6ZM219 141V142H218ZM154 144H153V143ZM218 143H221L220 145L218 144ZM233 143H234V145H233ZM238 143V144H237ZM4 144H1V145H4ZM7 144H8V142H7ZM231 144V145H230ZM236 144V145H235ZM247 145V146H243V145ZM216 145V146H215ZM217 145H219V147L217 146ZM227 145H226V147H227ZM240 145V146H239ZM223 148V149H222ZM245 148H247V150L245 149ZM249 148V149H248ZM221 149V150H220ZM252 150V151H251ZM259 153H261V154H259ZM236 154V155H235ZM235 157L236 156H238L237 158L238 159H240V162L239 161H236L237 159L234 157V159H235V161H232V160H234L232 157H229L230 159H231V161L234 163V164H236L237 166L239 165V163L241 164H244V166H243V168H249L250 166L248 165V164H246L247 162H246V160L244 159L243 160V158L239 155V154H237L236 152H235ZM259 154V155H258ZM257 155V156H256ZM259 156V157H258ZM229 158H227L226 159V161H228V162H230L229 161ZM260 158H262V161H261V159ZM260 159V160H259ZM242 161V162H241ZM237 162H238V164H237ZM242 164L240 165V166H242ZM246 171H248V169L246 170ZM249 171L251 172V175H253V170H250V168H249ZM248 171V172H249ZM249 172V173H250ZM235 172H231V173H229V175L230 176H232L233 178H236V179H240V177H241V175H240V173H237L236 172V177L234 176L235 174H234ZM259 182V181H258ZM258 182L256 181L255 183V185H258ZM260 184L257 186V187H260V188H263L264 189V184L262 185L261 184V182H259ZM68 198V197H67ZM2 200V199H1ZM66 200H69V198L68 199H66ZM96 202H95V201ZM94 201V202H93ZM105 203L107 202V200L105 201V200H103ZM2 202H5V201H3L2 200ZM70 203L72 202V201H69ZM104 202H102L98 197H95L94 199H92L91 201H89V203L88 204H86V207H88V208H90V209H88L90 212L92 211V212H94V215H96V217L97 218H95V220H96V222L98 223V224H101L100 222L102 221V220H98V219H100L99 217L101 216L102 217V215H103V217L102 218H104V221L106 222V220H107V222L106 223H108L110 220L111 221H114V220H112L111 219V214L109 213L110 212V207L109 206H106V204L108 205V202L106 203V204H103ZM90 203H91V205H93V206H91L90 205ZM92 203H94V204H92ZM8 203H6L5 202V205L6 206H8L7 205ZM96 207H95V206ZM100 205V206H99ZM103 205V206H102ZM105 206V207H104ZM98 207V208H97ZM102 208V211H100L99 209H101ZM94 208H97V209H94ZM92 209V210H91ZM106 209V210H105ZM98 211H100V212H98ZM104 211H105V213H104ZM91 212V213H92ZM101 213V214H100ZM93 215V214H92ZM99 216V217H98ZM106 216H108V218L106 217ZM110 216V217H109ZM95 217V216H94ZM105 218H106V220H105ZM143 218H145V217H143ZM146 219V218H145ZM109 222L110 223V226L111 227H113L115 230H117L118 229V232L119 233H121V229L119 228L120 226L116 223L115 224V222ZM145 221H147V220H145ZM111 223H113V224H111ZM116 225V226H115ZM115 226V227H114ZM119 226V227H118ZM150 227H148L149 229H148V231L149 230H151L152 229V233L154 232V234L156 233L157 234V229H155V228H157V226H155V225H149ZM152 226H154L153 228H152ZM116 227H117V229H116ZM101 228H102V225H101ZM24 228H21V231H22V233H24V235L26 236V235H28V232L24 229ZM65 230V229H64ZM123 232V231H122ZM150 232V231H149ZM152 233H150V234H152ZM154 234H152V236H154ZM155 234V236H157ZM110 235L111 234H109V233H105L104 234V237H107V238H105V240L106 239H108V240H106L107 242H108V244L109 245H112L114 248L113 249H115V250H117V243H116V239L115 238H113V236L112 237H110ZM112 238H113V240L115 241V243H114V241L112 240ZM155 238V237H154ZM157 238V237H156ZM112 240V241H111ZM55 241V240H54ZM53 241V243L54 244H58L57 246H55V247H57L56 248V250H57V252L59 253V251H60V249H61V254H68V252H64V250H67V249H65L66 247H64V250H63V247L62 246H64L63 244H61V243H57L56 241L54 242ZM75 242L76 241H78V240H74ZM80 242V241H79ZM111 242H113V243H111ZM77 244H79V245H82L81 244V242L80 243H78V242H76ZM60 244V245H59ZM116 247H115V246ZM58 246H59V248H58ZM61 246V247H60ZM83 246V245H82ZM83 247H85V246H83ZM64 252V253H63ZM72 254V253H71ZM71 254H68L69 255V258L70 259H73L74 260V255H71ZM144 254V253H143ZM140 254V256H150V254L149 253H147V254ZM71 256V257H70ZM76 259V258H75ZM92 261V260H91ZM90 261V264H95L96 262L95 261H92L91 262ZM26 264V263H25ZM27 264H29V263H27Z\"/></svg>","mask_w":264,"mask_h":264}]
</instances>
